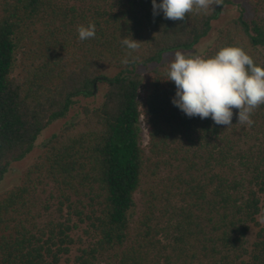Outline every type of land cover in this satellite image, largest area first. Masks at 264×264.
<instances>
[{"label": "trees", "instance_id": "1", "mask_svg": "<svg viewBox=\"0 0 264 264\" xmlns=\"http://www.w3.org/2000/svg\"><path fill=\"white\" fill-rule=\"evenodd\" d=\"M233 4L173 21L151 0H0V184L106 85L0 196V264H264V104L251 126L238 109L217 125L174 106L165 81L164 57L200 47ZM248 4L254 17L231 19L198 55L237 45L264 66V0ZM89 22L96 35L81 41ZM127 35L141 42L131 55ZM81 225L91 242L71 258Z\"/></svg>", "mask_w": 264, "mask_h": 264}, {"label": "clouds", "instance_id": "2", "mask_svg": "<svg viewBox=\"0 0 264 264\" xmlns=\"http://www.w3.org/2000/svg\"><path fill=\"white\" fill-rule=\"evenodd\" d=\"M151 2L154 16L162 13L164 19L173 21L183 20L194 10L206 13L213 7L212 0ZM95 35L94 22L78 27L81 41ZM140 43L128 35L121 39L129 55ZM122 63L127 65L130 60L126 58ZM166 76L165 81L174 82L176 89L171 102L189 118L210 117L215 124L230 127L233 109H238V123L251 126L253 110L264 104V66L256 64L241 46H224L211 57L176 52Z\"/></svg>", "mask_w": 264, "mask_h": 264}, {"label": "rangeland", "instance_id": "3", "mask_svg": "<svg viewBox=\"0 0 264 264\" xmlns=\"http://www.w3.org/2000/svg\"><path fill=\"white\" fill-rule=\"evenodd\" d=\"M243 15L244 19L251 20L254 17V13L251 10V7L248 4V0H234V4L230 7H228L220 19L213 24V29L210 35L201 43L200 47H197L193 52H186L182 53L185 56H192L197 55L202 51L203 49L207 48L209 44H211L218 35L219 30L223 29L226 24L233 18H237L238 16ZM174 54H167L164 57L165 63H170L174 59ZM147 69H143L142 73H145ZM107 77H112L115 75L114 70H108L104 73ZM98 92L95 97L90 99H80L78 105L70 112L67 119L59 121L53 125H51L44 133L41 134L39 137L35 149L33 152L28 155L27 158H25L23 161L18 162L17 164H14L10 172L6 175L4 181L0 184V196L3 195L7 190L12 188L13 186L17 185L20 182V178L22 176V173L31 166L37 159L42 144L50 139L53 135L60 132V130L63 128V126L75 119H79L83 117V107H98L101 105L104 93L106 90L105 84H100L98 87ZM145 141H147V137H144ZM139 198V195H137V199ZM140 209H138V212ZM86 226L81 225L79 229H75L72 231V237L76 241V244L72 247V252L70 254L71 258H74L76 255H78V249L81 247H87L88 244L91 242V239H89L85 233ZM258 231V229L253 228L251 234L249 235V246L252 245V243L255 240V234ZM81 239L82 242L79 243L78 240ZM64 262V260H63Z\"/></svg>", "mask_w": 264, "mask_h": 264}]
</instances>
